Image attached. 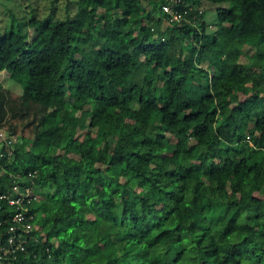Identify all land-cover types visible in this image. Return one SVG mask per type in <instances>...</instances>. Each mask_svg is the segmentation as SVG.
Wrapping results in <instances>:
<instances>
[{"label":"trees","instance_id":"16d2710c","mask_svg":"<svg viewBox=\"0 0 264 264\" xmlns=\"http://www.w3.org/2000/svg\"><path fill=\"white\" fill-rule=\"evenodd\" d=\"M182 1L180 23L78 0L0 34V196H36L0 264H264V0H208L212 25ZM16 212L0 197L2 243Z\"/></svg>","mask_w":264,"mask_h":264},{"label":"rangeland","instance_id":"374dc122","mask_svg":"<svg viewBox=\"0 0 264 264\" xmlns=\"http://www.w3.org/2000/svg\"><path fill=\"white\" fill-rule=\"evenodd\" d=\"M77 2L78 0H0V34L10 30H19L25 33L28 38H31L34 29L28 25L30 17H48L51 19L71 17L77 11ZM202 4L200 9L203 8L206 12L205 20L212 25L216 19L215 6L208 0H205ZM99 11L102 10L99 9ZM0 82L6 89L13 92L20 91L19 84L11 79L5 70L0 71ZM127 109L137 112L135 105H128ZM2 145L0 142V147ZM42 147H44V144H42ZM68 221L70 222V220Z\"/></svg>","mask_w":264,"mask_h":264},{"label":"built area","instance_id":"2783aa9c","mask_svg":"<svg viewBox=\"0 0 264 264\" xmlns=\"http://www.w3.org/2000/svg\"><path fill=\"white\" fill-rule=\"evenodd\" d=\"M182 2V0H166L165 3L161 4V12L168 18L169 22L180 23L181 20H186L185 14L187 10L178 7ZM0 142L5 146V150L10 152V140L6 139L5 131L2 129H0ZM17 188V185H14L13 189L17 190ZM0 197L6 198L10 204H15L17 208V212L12 217V223H10L6 230L5 235L7 237L5 243H2L0 237V258H2V256H8L9 253L14 254L18 250L25 249L23 233L33 228V223L31 221L32 214L28 213V208L23 206L22 203L28 204L35 199L36 196L31 194L30 186L26 188L22 196L11 197L2 194Z\"/></svg>","mask_w":264,"mask_h":264}]
</instances>
